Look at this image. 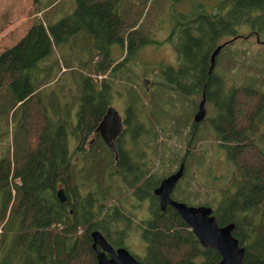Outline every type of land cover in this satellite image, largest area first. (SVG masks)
<instances>
[{
  "label": "trees",
  "instance_id": "obj_1",
  "mask_svg": "<svg viewBox=\"0 0 264 264\" xmlns=\"http://www.w3.org/2000/svg\"><path fill=\"white\" fill-rule=\"evenodd\" d=\"M32 1L43 18L34 19L25 36L0 53V141L6 136L10 141L11 135V148L0 163V222L9 216L1 240L4 247L9 229L14 228L0 264H97L91 238L94 229H101L113 245L126 247L133 220L122 209L121 199L112 195L111 183L126 200L130 195L154 203L150 219L141 229L147 252L144 264H220V254L204 249L173 208L163 213L154 195L165 178L156 174L158 165L172 168L180 161L178 157L170 158L166 165L163 157L157 158L162 145L167 144L165 137L173 141L190 136L189 145L196 143L195 137L204 141L193 124L198 99H203L204 92L207 105L214 110L209 120L216 133L214 140L237 172L231 185L222 190L221 200L213 205L212 198L204 206L214 209L221 227L235 224L233 236L246 250L244 264H264V134L257 125L263 122L264 95L251 86L228 88L218 74L220 56L228 45L241 39L236 37L242 26L258 31L264 45V0H223V5L232 7L231 17L216 16L215 22L206 23L201 30L191 19L178 24L177 67L154 66L140 72L130 67L137 63L138 51L153 41L139 35L140 43L135 42L142 17L139 4L133 7L135 0H76L75 12L54 24L49 20L63 0ZM124 1L131 3V13L126 11ZM126 29L135 31L123 34ZM231 36L234 39L221 51L217 67L210 74L214 51L221 40ZM116 43H127V54L121 62L112 60L111 47ZM62 46L64 54L66 49L72 54L62 56L61 67L62 63L68 66L78 52L88 53L87 60L80 64L97 77L108 74L112 79L125 66L133 76H129L130 83L141 86V81L155 70L148 90L141 95L132 88L128 94L118 161L100 140L92 151H86V147L78 151L80 155L88 154L85 160L90 165L76 170L68 146L72 109L68 107L64 120L55 122L49 116V110L61 114L60 102L57 95H46L53 71L41 63ZM96 57L99 62L94 64ZM114 88L107 79L98 85L92 77H84L75 127L82 145L113 103ZM177 103L186 108L182 115L178 114ZM249 117H255L254 125L241 123ZM4 122L6 130L2 131ZM30 130H39L32 144L27 135ZM127 133L132 145L155 143V157L146 156L147 150L141 148L134 151L136 156L132 155L124 146ZM188 154L185 178L193 159V153ZM199 157L203 166V154ZM11 177L14 189L9 186ZM184 179L173 198L192 205V195L185 191L189 187L181 186ZM60 189L66 191L67 203L59 202ZM120 223L127 227L122 228Z\"/></svg>",
  "mask_w": 264,
  "mask_h": 264
},
{
  "label": "rangeland",
  "instance_id": "obj_2",
  "mask_svg": "<svg viewBox=\"0 0 264 264\" xmlns=\"http://www.w3.org/2000/svg\"><path fill=\"white\" fill-rule=\"evenodd\" d=\"M136 1V3H135ZM132 3L133 7H137L138 12L142 14L140 19V27L137 30L139 34L135 35L136 44L140 43L141 37L139 35H146L149 40L153 42L147 43L138 51L136 57V64H132L130 68L133 72H140L142 69L148 68L152 69L154 66L157 68L162 67H177L178 65V55H177V45L179 43L180 33L178 31L177 25L185 22L187 17L192 13L195 4L203 9L213 10L219 4L220 0H182L179 2H171L169 0H135ZM32 0H0V53H2L6 48L17 44L28 32L32 26L34 19H42L38 13L37 7L32 4ZM126 6V11L131 13V3L129 1H124ZM210 7V8H209ZM77 8L76 0H63V3L58 9L54 11V16H51L49 22L54 24L60 19L69 16L75 12ZM248 25L242 26L240 28V33L245 37L249 35L251 30ZM133 30H124L123 34L129 33ZM176 32L173 35V32ZM264 34L262 35V37ZM233 40L231 37H227L221 40L220 45L229 43ZM261 40V38H260ZM127 41V39L125 40ZM264 42V39H263ZM261 41L257 42L255 37L241 38L235 42L228 45L222 55L220 56V65L218 68V74L223 77L225 84L228 88L236 87H253L258 92L264 95V45H261ZM63 46L54 51L45 61L41 63L42 67L50 66L53 71V76L51 83L46 88V95L53 94L57 95L60 102V115H56L52 110H49V116L53 121H58L59 119H66L67 109L70 106L71 110V126L68 135V146L69 151L74 156V163L76 165V170L82 167L89 166V160H85L88 154H79L78 151L82 150L80 147L81 141L79 137L75 134V127L77 126V118L80 103L78 99L82 95V85L84 77L89 76L94 79L95 83L101 85L103 80L110 81L114 85V99L110 107L116 108L123 117H126L127 103L129 100L128 94L131 89L139 91L142 95L143 90H148L150 87L151 80L154 79V71L152 75H148L147 78L141 81V86L137 84L130 83L129 73L127 68L122 66L120 70H117L115 77L110 79L109 75L106 76H95L92 71L84 69L80 62L86 61L88 58V53L82 54L78 52L71 57L70 64H61V58L65 54L71 56L72 53L66 49L64 54ZM127 54V43L120 44L116 43L111 47L112 60L123 61V55ZM56 55V56H55ZM123 56V57H122ZM86 57V58H85ZM122 57V58H121ZM57 62V64L55 63ZM99 62L95 59L94 64ZM130 63V61H129ZM128 63H126L127 65ZM217 67V66H216ZM125 72V73H124ZM121 75V76H117ZM117 76V77H116ZM140 76V73H139ZM42 77V76H41ZM133 77V76H131ZM97 81V82H96ZM49 98L48 96H45ZM202 101V100H201ZM198 99V103H201ZM177 111L179 115L183 114L186 109L180 103H177ZM51 109V107H50ZM207 115L206 119L199 125H196L199 135L204 138L203 142L197 141V137L193 140L196 143L189 145L191 139L190 136L183 135L182 138H175L173 141H168L165 137L167 144L162 145L160 149V154L157 158L163 157L165 164L168 165L170 158H179V163L172 168L162 167L158 165L159 171L156 174L160 177H167L170 174L177 171L181 162L185 158L187 153H193L192 166L189 176L184 179L181 184L182 187L188 186L185 189L186 194L191 197L192 205L194 206H204L208 200L213 198V205H216V200L220 201L222 198V190L229 187L232 183L234 175L237 173L234 166L226 160L224 153L220 150L219 143L214 140L216 136L215 130L211 127L209 120L214 117V110L206 104ZM198 111V110H197ZM196 115V114H195ZM194 115V117H195ZM263 116V122L259 125V128L264 134V111L261 113ZM260 115V116H261ZM193 117V124H194ZM255 117H249L247 120H242L241 123H246L247 125L255 124ZM195 125V124H194ZM29 126V125H28ZM35 125L32 124L31 127ZM2 131L6 130L5 122L2 126ZM11 130H13L11 128ZM188 134V132H186ZM29 142L32 144L33 137L39 136V130L28 132ZM123 137V136H122ZM126 148H132L130 142V135L127 133L124 136ZM0 141V163L7 155L9 148H11V135L10 141L6 136ZM169 143V144H168ZM157 146L153 144H134V151L137 149H146L150 157H155L154 149ZM102 149L101 147H99ZM15 149V147H14ZM94 148L86 149L90 152ZM100 150L97 151L99 153ZM103 153V149L101 155ZM203 166L200 164V155H202ZM85 162L87 163L85 165ZM189 162V154L187 156V164ZM152 172V170H151ZM81 176V175H80ZM187 179V181H186ZM115 181L117 179H114ZM10 185L14 189L15 181L10 178ZM117 185H121L118 181ZM124 185V184H123ZM112 195L115 199H121L120 205L124 210L125 214L132 221L129 227V239L127 240L125 246L130 250L132 255H134L138 260L143 261L146 256V244L142 240L141 229L144 226V222L150 219L151 209L153 206V201H137L133 200L129 195L130 199L126 200L125 196L122 197L118 194L117 186L111 183ZM179 186V185H178ZM4 194V193H2ZM15 194V191H13ZM14 218H11V221ZM7 220L9 221V216L0 222V257L3 256L9 244H11L13 238V230L11 227L6 236L5 247L1 243L3 239V232H5V225ZM122 228H126V225H121Z\"/></svg>",
  "mask_w": 264,
  "mask_h": 264
},
{
  "label": "water",
  "instance_id": "obj_3",
  "mask_svg": "<svg viewBox=\"0 0 264 264\" xmlns=\"http://www.w3.org/2000/svg\"><path fill=\"white\" fill-rule=\"evenodd\" d=\"M229 43L218 46L214 51L211 58L210 74L214 72L217 57ZM206 104L204 92L203 99L194 117L195 125H199L206 119ZM123 131V116L116 108L109 107L96 129V134L101 137L108 149L115 155L116 161L119 159L117 141L122 136ZM185 174L186 162H182L177 171L165 177L159 187L156 188L154 195L159 199L160 210L165 213L169 207L173 208L204 249H214L220 254L222 258L220 264H244L246 250L240 246L239 241L233 236L235 224L221 227L212 207L188 205L174 200L173 194ZM57 197L61 203H67L68 201L64 189L58 191ZM91 237L97 264H144L126 248L122 247L115 250L101 232L94 231Z\"/></svg>",
  "mask_w": 264,
  "mask_h": 264
},
{
  "label": "flooded vegetation",
  "instance_id": "obj_4",
  "mask_svg": "<svg viewBox=\"0 0 264 264\" xmlns=\"http://www.w3.org/2000/svg\"><path fill=\"white\" fill-rule=\"evenodd\" d=\"M171 2H173V1H171ZM223 0H220L219 1V4L216 6V8H214L213 10H207V9H203V8H201V7H199V6H197L196 4H195V6L193 7V11H192V13H190V15L187 17V20H189V19H191V21L195 24V26H196V28L198 29V30H201V29H203V26L206 24V23H208V24H212L213 22H215L214 21V17H216V16H227L228 18L229 17H231V14H232V7L231 6H227V5H223ZM210 8V7H209ZM186 22V21H185ZM181 24H185L184 22H182ZM250 30H251V32L249 33V35L247 36V37H245L242 33H239V35L236 37V38H250V37H255L257 40H258V42H259V38H260V34L258 33V31H255V30H252V28H249ZM231 38H233L232 36H231ZM234 39V38H233ZM152 41V40H151ZM125 120H126V117H123V121H124V130H125ZM124 135V131H123V134H122V136ZM122 136L119 138V139H121L122 138ZM119 139H118V141H119ZM102 141L103 142V140L101 139V137L100 136H97V134H96V130L94 131V133H92V134H90V135H88L87 137H86V143L84 144V145H82L81 143H80V148L81 149H83V148H87V149H91L92 147H93V145H94V143L95 142H98V141ZM80 141V140H79ZM118 141H117V146H118ZM104 143V142H103ZM105 144V143H104ZM106 146V145H105ZM107 147V146H106ZM108 148V147H107ZM128 150H130V151H132V155H134V156H136V154L134 153V148H133V145H132V148H127ZM110 151V150H109ZM111 152V151H110ZM112 153V152H111ZM118 153H119V151H118ZM113 154V153H112ZM113 156L115 157V155L113 154ZM187 154H186V156H185V158L183 159V161L182 162H186V167H187ZM181 162V163H182ZM186 173H187V169H186ZM169 176V175H168ZM185 176H186V174H185ZM185 178V177H184ZM183 178V179H184ZM182 179V180H183ZM181 180V181H182ZM180 181V182H181ZM177 189V188H176ZM175 193V192H174ZM174 195V194H173ZM134 201L135 200H137V201H142V200H139L137 197H131ZM143 201H148L147 199L146 200H143ZM159 206H160V204H159ZM110 212H113V210L112 211H110ZM70 214L72 215L73 214V211H70ZM111 218L115 221L116 219H114L112 216H111ZM121 225H126V224H123V223H120V226ZM94 231H99V232H101L104 236H105V238L108 240V242H109V244L115 249V250H117V249H119V248H122V247H117V246H115V245H113L111 242H110V240L108 239V237H107V235L106 234H104L103 233V231L101 230V229H94L92 232H94ZM128 231H129V229H128ZM92 232H91V234H92ZM81 234V233H80ZM129 236H130V233L128 234V237H127V240L129 239ZM92 238V237H91ZM127 240H126V242H127ZM92 246H93V241H92ZM123 248H126V247H123ZM92 249H93V247H92ZM101 249V248H100ZM126 249H128V248H126ZM94 250V249H93ZM102 250V249H101ZM129 250V249H128ZM130 251V250H129ZM95 252V251H94ZM95 255H96V253H95ZM140 261V260H139ZM141 262H143V261H141ZM144 263V262H143Z\"/></svg>",
  "mask_w": 264,
  "mask_h": 264
},
{
  "label": "bare ground",
  "instance_id": "obj_5",
  "mask_svg": "<svg viewBox=\"0 0 264 264\" xmlns=\"http://www.w3.org/2000/svg\"><path fill=\"white\" fill-rule=\"evenodd\" d=\"M61 203V202H60ZM62 204H64V203H62Z\"/></svg>",
  "mask_w": 264,
  "mask_h": 264
},
{
  "label": "crops",
  "instance_id": "obj_6",
  "mask_svg": "<svg viewBox=\"0 0 264 264\" xmlns=\"http://www.w3.org/2000/svg\"><path fill=\"white\" fill-rule=\"evenodd\" d=\"M56 56V55H55Z\"/></svg>",
  "mask_w": 264,
  "mask_h": 264
}]
</instances>
